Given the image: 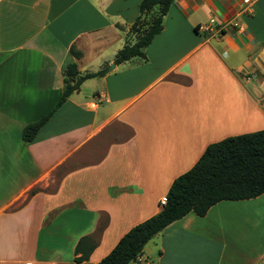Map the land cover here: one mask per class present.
I'll return each instance as SVG.
<instances>
[{"label":"crops","instance_id":"1","mask_svg":"<svg viewBox=\"0 0 264 264\" xmlns=\"http://www.w3.org/2000/svg\"><path fill=\"white\" fill-rule=\"evenodd\" d=\"M141 2L0 0V264H98L209 145L264 130V0H175L144 56L116 64ZM71 63L107 72L26 143ZM132 264H264V194L189 213Z\"/></svg>","mask_w":264,"mask_h":264},{"label":"trees","instance_id":"2","mask_svg":"<svg viewBox=\"0 0 264 264\" xmlns=\"http://www.w3.org/2000/svg\"><path fill=\"white\" fill-rule=\"evenodd\" d=\"M175 0H142L140 16L131 31L139 33L147 25L143 15L151 16V23L145 27L138 41L127 44L115 59L116 64L143 57V49L148 47L163 30V19ZM142 20V22H140ZM142 25V26H141ZM197 30V29H196ZM79 59L80 53L72 49ZM106 69L80 75L77 64L71 63L65 70V90L56 106L39 121L28 125L22 132L23 140L31 143L38 132L54 114L67 102L68 98L88 79L102 76ZM264 194V130L226 138L207 147L197 163L188 172L174 180L161 205L158 214L130 229L113 250L98 264H132L137 261L145 246L163 229L194 212L204 217L210 208L221 201H239L257 198ZM96 247L94 237H83L77 244V262H84Z\"/></svg>","mask_w":264,"mask_h":264},{"label":"built area","instance_id":"3","mask_svg":"<svg viewBox=\"0 0 264 264\" xmlns=\"http://www.w3.org/2000/svg\"><path fill=\"white\" fill-rule=\"evenodd\" d=\"M234 26H237V24H234ZM215 27V21L211 20L210 23L201 25L200 29L204 32H210ZM161 205H165L167 203V197H163L161 199Z\"/></svg>","mask_w":264,"mask_h":264},{"label":"rangeland","instance_id":"4","mask_svg":"<svg viewBox=\"0 0 264 264\" xmlns=\"http://www.w3.org/2000/svg\"><path fill=\"white\" fill-rule=\"evenodd\" d=\"M134 1H135V0H134ZM151 13L153 14L154 11L151 12ZM152 16H153V15H152ZM151 19H152V18L150 17L149 20H147V19L145 20V22L147 23V25H150V23H151ZM147 21H148L149 23H148ZM140 22H142V20H141ZM141 26H142V25H141ZM147 27H148V26H147ZM147 27H146V28H147ZM143 29L145 30V27H144ZM144 30H143V31H144ZM143 31H141V32L143 33ZM141 32H140V33H141Z\"/></svg>","mask_w":264,"mask_h":264},{"label":"water","instance_id":"5","mask_svg":"<svg viewBox=\"0 0 264 264\" xmlns=\"http://www.w3.org/2000/svg\"><path fill=\"white\" fill-rule=\"evenodd\" d=\"M112 68H114V65H112L109 69L111 70Z\"/></svg>","mask_w":264,"mask_h":264}]
</instances>
